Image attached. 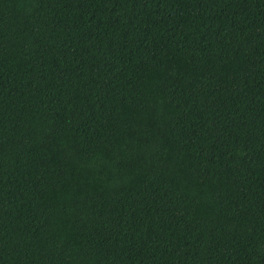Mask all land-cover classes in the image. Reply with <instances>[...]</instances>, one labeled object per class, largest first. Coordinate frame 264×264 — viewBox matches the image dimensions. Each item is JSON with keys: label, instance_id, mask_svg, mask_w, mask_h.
<instances>
[{"label": "trees", "instance_id": "obj_1", "mask_svg": "<svg viewBox=\"0 0 264 264\" xmlns=\"http://www.w3.org/2000/svg\"><path fill=\"white\" fill-rule=\"evenodd\" d=\"M0 264H264V0H0Z\"/></svg>", "mask_w": 264, "mask_h": 264}]
</instances>
